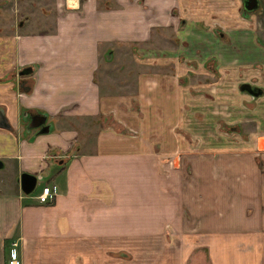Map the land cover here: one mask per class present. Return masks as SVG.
Masks as SVG:
<instances>
[{"label": "crops", "instance_id": "0c3cea01", "mask_svg": "<svg viewBox=\"0 0 264 264\" xmlns=\"http://www.w3.org/2000/svg\"><path fill=\"white\" fill-rule=\"evenodd\" d=\"M102 1L27 0L32 9L22 7L25 18L34 16L26 28L0 33V76L34 66L27 88L19 87L18 77L0 81V264L9 256L21 264H264V169L253 161L256 155L264 166V14L259 16L264 0L247 17L236 9L239 0L220 7L216 0H195L194 12L184 0ZM185 7L190 19L180 28L183 19L170 10ZM213 21L222 29L211 34L203 23ZM168 29L197 44L192 55L202 64L201 73L214 65L220 75L219 81L199 84L214 95L207 98L206 114L244 125L247 141L217 146L218 137L203 132L196 136L202 142L209 138L210 146L190 147L171 132L173 125L193 129L199 110L190 106L203 98L187 96L169 75L132 70L131 84L99 81L96 71L105 52L135 63L134 55L115 45L149 47L156 32ZM247 81L262 90L254 99L239 89ZM124 86L133 89H104ZM133 97L140 116L127 108ZM36 113L45 116L46 132L28 126V116ZM107 113L119 130L88 123ZM171 151L182 155L171 159L176 171L167 175L168 165L158 155ZM228 165L246 169L247 178L249 172L255 175V191L249 189L247 199L241 194L232 199L231 184L224 183L232 176ZM21 172L33 174L35 183L51 173L41 186L55 187L53 200L40 203V188L23 193ZM187 193L198 201L214 195L234 200L245 219L244 236L190 225Z\"/></svg>", "mask_w": 264, "mask_h": 264}, {"label": "rangeland", "instance_id": "374dc122", "mask_svg": "<svg viewBox=\"0 0 264 264\" xmlns=\"http://www.w3.org/2000/svg\"><path fill=\"white\" fill-rule=\"evenodd\" d=\"M24 1L27 0H0V33H10L26 28V22L32 20V16L34 15L31 13L29 19L25 18L27 12L25 14L22 7L27 6L28 10L30 11L32 9V5L24 3ZM193 1L195 0H184V5L188 6L190 12H194V10L190 7V4H192ZM102 2L104 4L111 3L110 0H103ZM217 2H219V7L224 4L227 5L229 3L227 0H216V3ZM238 2L239 6L236 8L237 11L239 12L240 16L247 17L248 14L244 15L242 12L241 0H239ZM259 7L260 6L249 13L259 11ZM215 9L218 10V8ZM36 10L39 13L38 7H36ZM263 12L264 10L262 8V13L259 14V16L262 17L264 14ZM170 13L172 16L174 15L178 19H183V22L180 24V28L185 26L187 21L190 19L188 17V11L186 10V7L184 8L183 12H179L178 10L173 9L170 10ZM40 23L52 24L50 20L47 22L40 20ZM33 26L34 28L38 27L37 24H33ZM45 27H47V25ZM203 27L205 29L211 30L209 31L211 34L216 33L218 29H222L220 23H218L217 21H213L209 24L203 23ZM168 31L156 32L153 37V43L149 47L140 44H135L134 46L130 44L115 45L116 50L120 53L130 52V54L134 55V57L136 58L135 63L133 61H128L126 59V56L124 55H119V57L113 56L110 58V52H105V55L100 58L99 67L96 71L97 77H100L98 78L99 81L104 83L109 81L113 86H116V84L118 83H121V85L131 84L132 82H134L133 75L131 74L132 70H134V75L140 72H143V74L152 77H164L165 75H169L173 85L176 87H182L187 96H189L187 93L189 92V97H195L199 95L203 98L200 100H195L196 105L190 106L191 109L196 108V110H199L194 111L193 129L187 130L184 128L183 130L177 125H173L170 129L171 132L180 134L190 147H196L197 145L199 147L200 142L201 145L207 147V145L211 142L210 139L206 138L202 142V140L199 141L198 137L196 136L197 134L203 132L210 135H216V137H218L217 141L215 142L217 146H219L218 144H224L225 140L228 141V144H241V140L247 141V137L249 138V136L244 125L240 124L239 122H232L233 124H231V122L228 123L223 118H220L221 115H216L215 118L212 117L211 119L209 118V115L206 114L208 108L207 98H213L214 95L211 92H208L205 87H202L199 84L219 81L220 75L216 74V69L213 68L214 65H211V68H208V66L205 67L206 69H209L211 72H213V78L208 77L211 73L209 71L201 73L199 71V68H203V66L200 61L194 58V55H192L194 54L193 49L196 48L197 44L193 46V40L186 42V40L181 37L179 32H176V30L174 29L169 32ZM185 37L189 39L192 37V34L185 35ZM226 38V35L223 33L220 40L225 42ZM192 46L193 48L191 53ZM176 66L180 70H177ZM181 71H183V74L178 75L177 72L179 73ZM196 78H201L202 81H197ZM11 79H17V74L11 73L6 76V80ZM104 89L111 92L125 93L127 91H131L133 87H131L130 89L126 88L125 86L120 88L114 87ZM189 101H191V99ZM127 108L130 109V111L135 112L138 116L143 113L140 110V104L137 97H133L131 99V104ZM204 110L205 113H203ZM157 112H160V110H157ZM88 123L96 126L97 123L100 126H112L115 129L117 128L118 130V126L120 125L112 118L111 113L100 114L97 117H94L92 119L90 118ZM122 129H125L123 125H121V130ZM200 138L204 139L205 137L202 136ZM181 155V151H171L168 152L167 155H158L160 161H162L163 164L166 163L168 165V169L166 170L167 175H170L171 170L176 171L170 166L172 165L171 159L175 158L176 156L180 157ZM253 161L260 171L264 169L263 163L261 162L260 158L258 159V156L255 155ZM180 163L184 165V160H181ZM162 170L165 169L162 168ZM227 171H229L232 176L224 180V183L231 184L228 187L231 189L232 199L236 198L237 195L240 197L241 195H243L244 200L247 199V193H249V189L252 188L250 192L255 191V175L249 172L247 178L244 175L246 169H240L239 167L230 165H228ZM47 172L48 171H46L45 173ZM50 177L51 173L41 179H38L32 191L36 192L40 188L41 184L50 182ZM214 188L216 189V186H214ZM212 193L213 192L208 193L207 196H210ZM224 198H219L214 195L206 201H198L196 198V194L187 193L186 195H184V203L188 205V207H190L192 211V215L189 218V221L191 223L190 225H193L195 228H203L214 230L217 232H228V235L233 238L238 236L240 238L244 236V233L240 230V227L244 225L243 223L245 219H242L239 216L238 210L240 209L233 208V205L235 204L234 200L226 201ZM248 209L249 211H247V213L252 211L251 208ZM199 216H204L205 219L200 218ZM207 218L212 219L208 220Z\"/></svg>", "mask_w": 264, "mask_h": 264}, {"label": "water", "instance_id": "95a60500", "mask_svg": "<svg viewBox=\"0 0 264 264\" xmlns=\"http://www.w3.org/2000/svg\"><path fill=\"white\" fill-rule=\"evenodd\" d=\"M241 6L243 9V14H246L247 12H251L258 7V0H241ZM30 69H22L19 71V74H26L29 72ZM245 90L254 96H256L260 90H255L253 87L250 86H243ZM242 89V88H241ZM29 121H28V126L29 127H38V131H47L48 130V124H43L45 120V116L42 114H33L29 115ZM0 166H1V161H0ZM19 184L20 188L23 193L27 194L31 192L34 188L35 185V176L31 173L27 172H21L19 176Z\"/></svg>", "mask_w": 264, "mask_h": 264}, {"label": "flooded vegetation", "instance_id": "af4514ba", "mask_svg": "<svg viewBox=\"0 0 264 264\" xmlns=\"http://www.w3.org/2000/svg\"><path fill=\"white\" fill-rule=\"evenodd\" d=\"M258 6H260V2H259V0H258ZM241 7H242V6H241ZM257 8H258V7H257ZM242 12H243V9H242ZM247 14H249V12H247V13L244 14V15H247ZM210 60H213V59H210ZM210 60L207 59L206 61L208 62V61H210ZM203 65H204V64H203ZM27 68L30 69L28 73H26V74H19V71H20V70H22V69H27ZM33 68H34V66H33L32 64H27V65L21 66V67H20L19 69H17V70H13L12 72H10V73H13V74H17V77L20 78L19 81H18V85H19L20 88H27V87H29V86L32 84V80H31V81L29 80V79H31V77H29V75L31 76V73L33 72ZM25 76H28L29 78H28V79H24ZM23 79H24V80H23ZM26 80L28 81V84H26ZM1 81H2V80H1ZM26 85H27V86H26ZM239 85H240L239 89H240L241 91H245L246 93L250 94L251 98H253V99L255 98V96H254L253 94L247 92V91L245 90V88H243V86H250V87H253L255 90H260V92L256 95V97L259 96V95L261 94V92H262L261 88L258 87V86H256V85H254L253 82H251V81L241 82ZM241 88H242V89H241ZM37 114H38V113H36V115H37ZM43 124H47V123H46V120H44ZM48 127H49V125H48ZM37 128H38V127H37Z\"/></svg>", "mask_w": 264, "mask_h": 264}, {"label": "built area", "instance_id": "2783aa9c", "mask_svg": "<svg viewBox=\"0 0 264 264\" xmlns=\"http://www.w3.org/2000/svg\"><path fill=\"white\" fill-rule=\"evenodd\" d=\"M56 189L54 186L42 185L39 192L36 194V199L40 203H48L53 200ZM11 246L17 245L16 240L10 242ZM5 264H21L20 259L17 256H9L6 259Z\"/></svg>", "mask_w": 264, "mask_h": 264}, {"label": "trees", "instance_id": "16d2710c", "mask_svg": "<svg viewBox=\"0 0 264 264\" xmlns=\"http://www.w3.org/2000/svg\"><path fill=\"white\" fill-rule=\"evenodd\" d=\"M6 79V74L3 77H0V81L1 80H5ZM31 81V79H29Z\"/></svg>", "mask_w": 264, "mask_h": 264}]
</instances>
